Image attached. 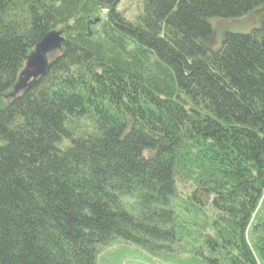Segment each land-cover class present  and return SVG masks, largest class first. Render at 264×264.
<instances>
[{
	"label": "trees",
	"instance_id": "obj_1",
	"mask_svg": "<svg viewBox=\"0 0 264 264\" xmlns=\"http://www.w3.org/2000/svg\"><path fill=\"white\" fill-rule=\"evenodd\" d=\"M121 1L0 0V264H264V0Z\"/></svg>",
	"mask_w": 264,
	"mask_h": 264
},
{
	"label": "rangeland",
	"instance_id": "obj_2",
	"mask_svg": "<svg viewBox=\"0 0 264 264\" xmlns=\"http://www.w3.org/2000/svg\"><path fill=\"white\" fill-rule=\"evenodd\" d=\"M141 2L142 0H122L118 10L121 12L124 10L127 13V17L132 19L139 11ZM256 24L257 22L252 16L247 19H213L211 21V26L215 41L214 48L219 49L222 46L227 33H249L255 28ZM93 25L91 29H96ZM47 58L49 61L50 57L48 56ZM116 251L122 252V255L113 262L108 255ZM102 258L99 264H169L161 255L153 254L143 250L137 245L131 244L123 245L122 248L115 246L110 248V250L106 249L102 252Z\"/></svg>",
	"mask_w": 264,
	"mask_h": 264
},
{
	"label": "water",
	"instance_id": "obj_3",
	"mask_svg": "<svg viewBox=\"0 0 264 264\" xmlns=\"http://www.w3.org/2000/svg\"><path fill=\"white\" fill-rule=\"evenodd\" d=\"M64 41L61 33L56 32L50 34L40 45H38L35 51L29 57L24 73L21 76V82L10 94V97H15L19 94L28 83L42 76L46 73L49 65L48 56L56 50L57 47ZM23 77V78H22Z\"/></svg>",
	"mask_w": 264,
	"mask_h": 264
}]
</instances>
